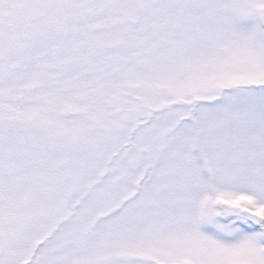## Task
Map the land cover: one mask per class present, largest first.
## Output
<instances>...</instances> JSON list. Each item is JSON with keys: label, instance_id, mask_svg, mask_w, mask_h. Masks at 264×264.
Masks as SVG:
<instances>
[{"label": "snow or ice", "instance_id": "1", "mask_svg": "<svg viewBox=\"0 0 264 264\" xmlns=\"http://www.w3.org/2000/svg\"><path fill=\"white\" fill-rule=\"evenodd\" d=\"M0 264H264V0H0Z\"/></svg>", "mask_w": 264, "mask_h": 264}]
</instances>
